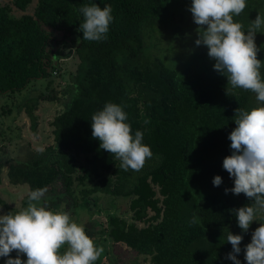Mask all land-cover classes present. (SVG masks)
I'll return each instance as SVG.
<instances>
[{
	"label": "trees",
	"instance_id": "obj_1",
	"mask_svg": "<svg viewBox=\"0 0 264 264\" xmlns=\"http://www.w3.org/2000/svg\"><path fill=\"white\" fill-rule=\"evenodd\" d=\"M92 4L113 9L114 21L102 41L83 40L78 31L84 22L79 9ZM14 11L24 14L16 16ZM169 11L167 0L0 4V96L23 93L32 83L52 78L62 57L57 45L71 43L80 60L64 91L65 109L51 123L54 145L26 161H0V183L10 164L9 182L28 185L30 192L50 189L62 178L68 193L78 185L85 199L98 192L129 198L130 215L109 216L104 232L116 245L150 264H233L226 259L232 252L228 231L243 235L237 258L247 264L243 250L252 233L238 227L230 210L252 201L244 194H226L234 181L223 169V160L232 154L228 136L236 127L235 110L264 105L251 91L231 89L226 77L219 80L208 71H178L147 57L145 30L157 31L165 25ZM258 13L264 14V0H247L246 9L234 20L247 33ZM256 43L261 47L258 59L264 62V28L257 32ZM260 71L264 76V66ZM57 99V94L45 98ZM109 102L123 107L132 134L141 131L142 142L151 147L153 156L139 171L121 168V161L101 150L92 138V116ZM39 106V99L24 105L35 134ZM216 176L223 180L219 187L213 184ZM194 215L198 222L192 224Z\"/></svg>",
	"mask_w": 264,
	"mask_h": 264
},
{
	"label": "clouds",
	"instance_id": "obj_2",
	"mask_svg": "<svg viewBox=\"0 0 264 264\" xmlns=\"http://www.w3.org/2000/svg\"><path fill=\"white\" fill-rule=\"evenodd\" d=\"M247 7V0H191L189 11L197 28V47L206 46L208 56L215 61L214 70L227 78L231 89H243L256 94L264 105V62L258 59L261 47L256 35L264 28V14L258 13L247 33L234 17ZM84 17L78 31L83 40L107 39L114 21L111 5L101 8L98 4L79 9ZM127 113L121 105L109 102L91 119L92 138L99 141L100 149L121 161L124 170H141L151 159V147L144 144L143 133L132 134ZM149 123V121H145ZM236 127L228 136L232 154L223 160V169L234 181V187L226 189L237 196L244 194L251 204L230 210L235 214L238 227L248 233L251 225L264 218V106L250 111L235 110ZM222 177L216 176L213 184L219 187ZM47 187L32 190L27 207L18 212L0 215V258L7 257L6 264H96L104 253L102 246L89 237L82 224L72 218L63 207L56 210L45 199ZM198 222L195 215L191 223ZM255 229L251 242L244 248L247 264H264V222ZM243 235L228 231L227 241L232 252L226 259L241 264ZM17 253L15 259L11 258ZM26 256V261L21 257Z\"/></svg>",
	"mask_w": 264,
	"mask_h": 264
},
{
	"label": "rangeland",
	"instance_id": "obj_3",
	"mask_svg": "<svg viewBox=\"0 0 264 264\" xmlns=\"http://www.w3.org/2000/svg\"><path fill=\"white\" fill-rule=\"evenodd\" d=\"M2 1L11 3V0ZM167 1L170 11L164 20L165 25L157 31L145 30L146 56L154 60H162L178 71H208L211 76L225 80L224 76L214 70L215 61L210 58L204 60L208 56L206 46L197 47L195 44V40L199 38L197 34L199 26L194 23L189 11L191 0ZM31 11L30 9L27 14ZM14 14L21 16L24 13L14 11ZM57 48L62 53V57L57 63L59 69H55L52 78L32 83L23 93L0 96V161H26L33 153L43 152L54 145L51 123L65 109L64 105L68 97L64 95V91L71 84V77L76 74L80 63L71 43L65 46L57 45ZM204 54L205 56L201 58L200 55ZM49 80H53L50 85ZM56 94L58 96L56 101L45 100L46 97L51 98ZM30 99L40 100V106L35 111L38 117L37 134L32 131L31 121L25 112V102ZM3 108H6L5 112ZM9 165L4 168L0 183V215L23 210L24 202L30 193L28 185L14 186L9 182L7 178ZM62 182V178L57 179L48 189L45 199L51 208L60 210L63 207L64 211H69L74 221L84 226L87 235L95 240L97 246L104 248L103 256L96 264H150L145 257L137 255L126 247L116 245L108 233L104 232V223L109 216L130 215L129 198L113 197L98 192L85 199L81 192L83 188L76 185L73 192L68 193ZM259 222H264V218L254 222L248 233H253L260 226ZM16 257L17 253L13 252L11 258ZM21 258L25 261L27 259L26 256ZM7 259V257L0 258V264H6Z\"/></svg>",
	"mask_w": 264,
	"mask_h": 264
},
{
	"label": "flooded vegetation",
	"instance_id": "obj_4",
	"mask_svg": "<svg viewBox=\"0 0 264 264\" xmlns=\"http://www.w3.org/2000/svg\"><path fill=\"white\" fill-rule=\"evenodd\" d=\"M0 1H1V3H0V4H2V5L8 4V2H7V1H5V2H3L2 0H0Z\"/></svg>",
	"mask_w": 264,
	"mask_h": 264
}]
</instances>
